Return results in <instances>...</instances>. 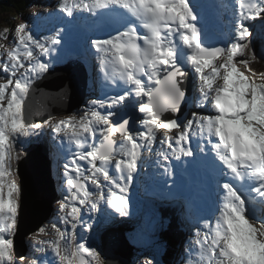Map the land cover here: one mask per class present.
I'll return each instance as SVG.
<instances>
[{"label":"snow or ice","instance_id":"obj_1","mask_svg":"<svg viewBox=\"0 0 264 264\" xmlns=\"http://www.w3.org/2000/svg\"><path fill=\"white\" fill-rule=\"evenodd\" d=\"M234 2L230 40L213 45L191 0H61L59 10L67 17L87 13L117 20L113 33L91 40L102 80L115 94L92 100L82 114L52 126L75 147L63 165L68 195L60 212L66 227L52 224L54 238L34 246L38 253L50 249L54 258L41 256L30 264H105L77 232L78 225L93 229L91 222L84 224L82 213H89L91 221L103 202L127 216V193L146 153L149 158L155 153L156 164L169 177L173 159L182 166H210L215 173L216 213L197 231L195 259L189 264H264V71L252 67L264 62V53L255 49L248 23L264 19V0ZM13 31L11 47L0 43L5 74L0 82V264L26 259L14 255L21 199L16 145L42 128L30 121L28 101L35 81L52 66L65 29L38 38L21 24L0 31V40ZM189 69L197 81L193 106L211 114L180 115ZM130 105L142 114L138 121L122 111Z\"/></svg>","mask_w":264,"mask_h":264},{"label":"rangeland","instance_id":"obj_2","mask_svg":"<svg viewBox=\"0 0 264 264\" xmlns=\"http://www.w3.org/2000/svg\"><path fill=\"white\" fill-rule=\"evenodd\" d=\"M54 1L55 0H43L41 2V9H40V12L37 14V17L38 18H42L43 17L44 19H46L47 17H50V14H49L50 13V8L52 6V2H54ZM56 1H58V0H56ZM2 12H9V9H7V8H6V10L0 9V16L2 15L3 19H5L6 17L2 14ZM84 14L85 13H83V15ZM55 15L59 16L61 18H63L65 16L64 13H55ZM2 16H1V18H2ZM1 18H0V25H2V27L4 29V20L1 19ZM55 19L56 18H54V17H52V18L50 17V22H47L46 25L41 24V26L45 29L47 34H49L50 31L55 26H58V25H60L62 23L61 21H56ZM5 21H6V19H5ZM213 21L215 22V21H217V19L213 18ZM52 23H55V24L51 25ZM14 24L18 26L19 25V21L15 20ZM36 24H37V21L29 20V28H30L31 31H34V30L38 29ZM7 25H9V23H7ZM226 29H227L226 26L225 27H221L220 28V32L226 33ZM93 39H94V37L92 38V40ZM84 45L91 52V48H92L91 47V43H88V42L84 41ZM75 49L80 53L79 49H83L82 43H79L78 46H77V43H76ZM84 52H85V50H84ZM91 54H92V52L90 53L89 60L92 58ZM81 55L84 58L83 54H81ZM89 62H91V64L93 65V61L92 60L89 61ZM92 76H93L95 85L98 87V84H99L100 80L96 79L95 72H93ZM99 76L100 75H98V72H97V77H99ZM195 80H196V78H195ZM195 88H196V86H195ZM69 89H71V88L69 87ZM102 93H103V91H102ZM88 101L89 102L91 101V96L89 97ZM54 124H55L54 122H51V125H54ZM41 129H43V128H41ZM41 129H39L38 131H40ZM172 134L174 135L175 133H172ZM31 137H32V135L28 136L27 139H26V149L27 150L31 149V148L28 149V147H30ZM44 138H45L44 135L41 136V137L39 135L38 136V141H40L41 139H44ZM51 141L55 145L59 144L58 148L61 149V147H62L63 148L62 152L65 153L64 150L67 151L66 157L68 159L67 162H69V159H70V156H71V153L69 152V148H71L72 151H75L74 145H70L66 138L61 137V136H57V135H54V134L52 136V139H51V137H49L48 141L46 142V145H48ZM158 147H159V144L156 145V148H158ZM49 149H50V154H49V157H48L47 161H48L50 169H51L50 171H51L52 182L54 184V192H57L58 183L59 182H64L63 175H62L63 172H64V168H63L64 164L56 162V159L53 156V151L55 152V150H56L55 147L52 146V149L51 148H49ZM20 155H21V160H22L23 159V153H21ZM145 156H146V162L144 163L143 167L137 172V174L135 175V177H134V179H133V181H132V183L130 185L129 189H132L133 191H132V193H130V192L127 193V196H128V199H129V212L132 213L133 217H131L128 220L127 216H120L118 213H115V211L113 209H111V212H108L105 215L106 208L107 207L110 208V207L108 205H106L105 203H103V202L100 205V212L91 214L92 215V220L91 221L89 220V213H87V212H83L82 213L83 216H84V218H83L84 224H86L88 222H91L93 224V229H92L91 232L86 231V228L81 225L82 230L86 231L85 236L89 234V236L87 237L88 240H95L96 243H94L92 245L97 248V250L100 252L102 258H103L104 255L106 256L107 259L103 258V260L104 261L106 260L107 264H112V263H111V259H109V257L105 254V251L106 250L107 251L108 250H111V251L114 250L116 252V254H118V252H119L116 245H111V244L114 243L113 242V238L114 237L118 238L120 241H117V242L119 244L123 245L129 252L132 253L131 259H132V257H134V255L136 257L140 258L141 255L139 253L145 255V253H143L142 251L139 250V247L134 252V247L132 246V243H128L127 242V240L132 242V240H130L127 237V236H129L128 234H130V233L126 232L127 233L126 235H124L122 233V236H121L120 235L121 231H119L118 229H114L113 228L114 227V222L121 221L123 219H126V221H130L133 224H134V222L136 223L137 230H136V232H132L131 234L133 235L134 239H141V240H137V244H141L140 247L148 249L147 252L149 253L150 258L154 261V263H157V264L158 263H162V264L166 263L164 258H162L160 260L156 259V254L158 253L159 249L157 247H155L154 245H155V241H160V238L158 237V234L156 233L157 228H154V226H156V227L159 226V224L157 223L158 217L153 215L152 218H151V221L146 222L144 224V226L142 224V221H143V219L145 217L144 208L146 207V205L145 204H141L140 205L141 200L144 198L149 204H154L153 200L154 201L156 200V199L153 198L156 194H151L150 193L151 192L150 191L151 190V183L153 182V178L150 179L149 176L151 174L154 175V173H153L154 168L153 167L156 168L155 161L157 160L156 158H158V157H155L156 156L155 153H153L150 158L148 157L147 153L145 154ZM81 163H83V162H81ZM14 164L16 166H18V169H19L18 174L15 175V180L21 187L22 185L20 183V180H21L20 179V166H19V164H17V162H14ZM181 167H182L183 172L185 170H187V172L190 171L189 170L190 169L189 166H181ZM59 168H61L62 170H59ZM52 171L56 174V178L53 176ZM181 173H182V171H181ZM169 180L170 179H168V181L166 182L167 183L166 187L161 186L162 190L158 191V196H159L158 206L160 207V203H162L163 200L166 197L168 203L171 206H173L175 208L181 207V206H185V211H186L185 214H183L182 212H179L178 216H174V217L171 214L169 215L171 220H173L175 223H177L179 228L182 230L183 236L179 239V241H182L184 243V244H180V246L182 248L178 249L176 255H173L172 252L169 251V257H172L174 260L178 259L180 250L182 249L183 256L178 260L177 264L178 263L189 264L190 260H194L195 259V256H194V252L196 250L195 240L197 239L196 228L198 227V224L203 225V221L201 220L199 215L201 213V214H204V216H206V214H205V211L203 209H201V204L198 203V199L192 197L193 186H191L190 183L189 184L188 183H183V182L180 181L179 178H177L176 182H179V183H178V187L175 188V187H173V185L171 186ZM187 184L189 186V189L187 191H185L184 189H185ZM61 188L67 190L65 184L61 185ZM155 188H156V186H155ZM165 189H167V191H165ZM63 193H66V192H63ZM58 200L60 201V199H58ZM200 203H201V201H200ZM155 206H156V204H155ZM20 208H21V204H20ZM156 209H157V207H156ZM112 214H113V219L110 220L111 217H112ZM188 214L192 215V217H195V214H197L198 218H192V219L189 220V221L195 220V224H193V225H195V229H194L195 238L189 239V240L186 241L185 238H186V235L188 233V229L189 228H187L186 225L184 227L180 226L179 222H180V220L182 218H185ZM19 215H20V209H19V214H18V218H17L16 232H15V235L13 237L14 242H15V236H16V234L18 232ZM51 217L56 219L57 222L60 223V226L57 225L58 227H60L61 229L66 227L65 225H62L61 221L56 217V215H54V213L52 214ZM201 217L203 218V215ZM116 226L118 228H120V229L124 228L123 225H121V224H119V225L116 224ZM146 226H148V227L146 228ZM164 226H165V229H167V231H168V226L169 225L168 224H164ZM67 227H70V225H68ZM105 229H109L108 232H106ZM77 232L78 233H82L81 230H80V225H78V227H77ZM106 233H108V235ZM150 234H151V236H150ZM37 236H39V237L42 236V238L40 240H49V238L52 237V230H46V232L43 233V234H41L39 231L34 233L32 236H30L28 238V240L32 242V245L30 243H27L25 238L23 239L24 240L23 242H24V245H25V247H24L25 253H23V252L19 253L17 251L18 252V256L23 255V257L26 258L23 261V264H30L32 259H36L37 257H41V256L44 257L45 256L46 253H41V255L34 254V246L35 247H39L40 246V245L37 244V241H38L37 240ZM109 236H111V238ZM103 237L107 238L109 243H105V245H104ZM109 246H111V247H109ZM14 248H15V246H14ZM16 250L17 249H15V251ZM190 250H191V254H190ZM15 251H14V255H16ZM133 253H134V255H133ZM142 259H144V260H139L137 262V264H145V262H142V261H146L147 259L146 258H142Z\"/></svg>","mask_w":264,"mask_h":264},{"label":"bare ground","instance_id":"obj_3","mask_svg":"<svg viewBox=\"0 0 264 264\" xmlns=\"http://www.w3.org/2000/svg\"><path fill=\"white\" fill-rule=\"evenodd\" d=\"M227 10H228V15H224L223 17H215L216 19H217V21H215L214 23H215V25L220 29L221 27H227V29H226V33H230V34H232V32H233V27H234V20H233V13H234V11L231 9V8H229V7H227ZM66 16V15H65ZM63 17V18H61V17H59V16H56L55 15V20L56 21H61L63 24H66V25H68V27H70V31L72 32V35L74 36V38H75V42L77 43V46H78V44L79 43H82V45H83V49H79L80 50V54H83V56H84V58H87V59H89V56H90V53H88V49H87V47L84 45V41H86V42H88V43H91V40H92V38L94 37V34H95V32H94V30L96 29V27H95V25L94 24H96V21H97V19H99V18H97V17H93V16H91L90 14H87V13H85L84 15H83V13L82 14H77L76 16H75V18H71L70 19V17ZM50 17L52 18L53 16H51L50 15ZM71 20V21H70ZM107 20L109 21V23H106L105 24V27L111 32V33H113L114 32V30L113 29H115L117 26H118V23L114 20V18H107ZM226 20V21H225ZM252 22V21H251ZM255 28H258V25H259V23H258V20H255ZM113 28V29H112ZM91 33V34H90ZM261 47H262V49H260L259 48V52H258V54L259 53H264V40H263V42H261ZM84 50H85V52H84ZM92 65V64H91ZM189 73H188V76H191L190 78H188V82H189V84L192 82V84H193V80L195 79V75H194V73L189 69V71H188ZM93 74V73H92ZM96 74V73H95ZM100 76L99 77H97V74H96V79H101V77H102V75H101V73L99 74ZM71 89H72V86L70 85L69 86ZM97 87V86H96ZM71 89H69V90H71ZM46 90H47V88H46ZM101 90L103 91V88H101ZM29 106L30 107H33V108H35L34 106H33V103H31V104H29ZM39 108V107H38ZM60 108H62V107H60ZM205 111H206V113H204L205 115H207V114H211L210 113V111H208V110H206L205 109ZM48 113H49V111H48ZM132 121L133 122H135V120H133V117H132ZM31 122H33V123H35V121H34V119H32L31 120ZM193 147H194V149L196 148V145H193ZM30 147H28V149H29ZM159 148V147H158ZM29 150H31V149H29ZM29 150H27L26 149V151L27 152H29ZM155 157H157V156H155ZM21 158V157H20ZM156 159H158V158H156ZM48 163V162H47ZM173 164V163H172ZM21 164H19V166H20ZM155 166H156V168H161L160 166H158L157 164H156V162H155ZM208 167V166H207ZM153 168H155V167H153ZM196 168H200V166H197ZM191 169V168H190ZM189 169V170H190ZM51 169H50V166H49V163H48V169H47V171L46 172H42V173H40L39 174V176H38V179L34 182V178H33V176H32V174L33 173H30V172H28V171H23L22 173H20V183H21V199H20V204H21V208H20V215H19V221H18V224H21L20 223V221H24V222H26V226H25V228H31V227H34V223H36V219H31V221H30V223H32V224H30L29 223V218L26 216L25 217V219L24 220H21V217H24V214H22V209H23V207H24V205H26L27 206V204H29L30 202H33V201H38V196H37V194L35 193V192H33V193H30V192H28L27 191V189L29 188V186L30 185H33L32 183L34 182L36 185H37V187H39L40 186V183H41V178H40V176H42V177H48V176H50L51 177V171H50ZM173 172L175 173V174H179V173H181V171H182V173L183 174H187V170H185L184 172H183V170H182V167L180 168V169H178L177 171L175 170V168H174V165H173ZM210 170H212V168H204V172L205 173H207L208 171L210 172ZM52 174H53V176L56 178V174L52 171ZM174 174V175H175ZM215 174V173H214ZM161 175H159V177H160ZM168 179H171V177H169V176H166ZM149 178L150 179H152L153 178V182L151 183V194H156L153 198L154 199H156L155 201L153 200V203L154 204H156V207H157V209L159 208V206H158V203H159V196H158V191L159 190H162L161 189V184L160 183H158V181H156V179H155V177H154V175L153 174H151L150 176H149ZM52 179V178H51ZM205 179H206V181H205V185H203V187L202 188H195V186H193V193H192V197L193 198H197L198 199V203L199 204H201V209H203L204 211H205V214H207V213H209V216L211 217L212 216V211L211 210H209L208 208H207V206H206V204H205V202H204V200L201 198V196H204V195H207L208 197H210V198H215V196H216V186H215V182H213V187H212V189L210 188V184H212V182H210L209 180H208V178L207 177H205ZM180 181L181 182H183V183H190V182H188V181H185V180H183L182 178L180 179ZM19 182V181H18ZM43 183H46V180H44L43 181ZM188 184L186 185V187H185V191H187L188 189H189V186H188ZM47 191H51V190H53V192H54V184H53V182L52 183H48L47 182ZM155 186H156V188H155ZM42 188V187H41ZM45 198H46V196H45ZM200 201H201V203H200ZM34 205H36V207H39V205L38 204H32V206H34ZM212 206H213V208H217V197H216V199H215V201L212 203ZM42 208H43V206H42ZM52 208H53V206H51L50 207V210H49V208H48V211H50L49 213H50V217L52 216V214H53V212H52ZM37 210H35V211H33V210H31L30 211V214L31 215H36L37 214ZM22 214V215H21ZM203 215V218L201 217ZM200 218H201V220L203 221L204 219H205V216H204V214H201L200 213ZM210 217H209V219H210ZM127 222V223H126ZM115 224H117V225H119V224H121V225H123V227L124 228H122L121 230H124L125 229V227H127L128 225H131L132 226V229L134 230V231H136L137 230V225H136V223L134 222V224L132 223V222H130V221H126V219H123V220H121V221H117V222H115ZM193 224H195V220H191V221H188V224H186V227L187 228H189V226H192ZM22 225V224H21ZM194 226V225H193ZM120 229V228H119ZM122 233L124 234V235H126L127 233L126 232H121L120 233V235L122 236ZM156 233H157V231H156ZM158 234V233H157ZM128 235H130V234H128ZM182 235H183V232H182ZM24 229L22 228V227H20V225L18 226V232H17V234H16V236H15V243H16V245L18 246L16 249V255H18V252L19 253H22L23 252V249H24V247H25V245H24ZM110 238H111V236H109ZM108 237V238H109ZM158 237L160 238V240L162 239V234L161 235H159L158 234ZM117 241H120L118 238H116V237H114L113 238V244H111V245H116L117 246V248H118V254H116V252L114 251V250H106L105 251V254L109 257V259H111L112 260V264H115V262H116V264H129V261L131 260V256H132V253L131 252H129L123 245H121V244H119ZM103 243H109L108 242V240H107V238H105V237H103ZM180 248H182L181 246H179V249ZM18 251V252H17ZM178 251V250H177ZM177 254V252L175 253V255ZM125 255V256H124ZM123 257V258H122ZM44 258L45 259H49V258H53V256H52V253H51V251H50V249H49V251L45 254V256H44ZM122 259V260H121ZM115 262H114V261Z\"/></svg>","mask_w":264,"mask_h":264},{"label":"water","instance_id":"obj_4","mask_svg":"<svg viewBox=\"0 0 264 264\" xmlns=\"http://www.w3.org/2000/svg\"><path fill=\"white\" fill-rule=\"evenodd\" d=\"M254 69L256 70V68L254 67ZM45 86H48V84H46ZM62 87L61 86H56L53 87V89L56 90H60ZM47 157L43 154L41 149H37L34 151H30L27 154V157L24 159V161L21 163L20 165V173H22L23 171H28L30 173H33L32 176L34 178V182L38 179V176L40 173L42 172H46L48 169V163H47ZM41 178V183L40 186L37 187V185L33 182V185H30L29 188L27 189L28 192L33 193L35 192L38 196V201H33L30 202L29 204L24 205L23 209H22V214H24V217H21V220H24L25 217L27 216L29 218V223L31 221V219H36V223H34V227L31 228H25L26 226V222L24 221H20L19 224L20 227H22L24 229V238L28 235H30L32 232L37 231L50 217V211H48V208L50 210V207L52 206L56 195L55 192H53V190L51 191H47V182L52 183V179L50 176L48 177H42ZM46 180V183H43V181ZM42 187V188H41ZM46 196V198H45ZM38 204L39 207H36V205L32 206V204ZM43 206V208H42ZM33 210H37V214L36 215H31L30 211ZM21 214V215H22ZM32 224V223H30ZM104 257L106 258V256L104 255ZM107 259V258H106Z\"/></svg>","mask_w":264,"mask_h":264},{"label":"trees","instance_id":"obj_5","mask_svg":"<svg viewBox=\"0 0 264 264\" xmlns=\"http://www.w3.org/2000/svg\"><path fill=\"white\" fill-rule=\"evenodd\" d=\"M28 3H29V0H0V9H2V10H6V8L9 9L8 17L6 18V21L4 20V23H6V22L12 23L13 12H20L21 13L23 10L27 9ZM2 13H5V12H2ZM255 66H256L257 71H264V62L253 63L252 67L254 68ZM20 157H21V155H20ZM170 214H171V212H169L168 216ZM172 222H173L172 225L168 224L169 225L168 231H167L168 234L163 232L162 238L165 240H172L173 239V242H171V244H170V246H171L170 251L172 252L173 255H175V253L177 252V250L179 249V246H180V245H178L179 239L183 235H182V230L179 228L177 223H175L173 220H172ZM172 231H173V233H172ZM169 258H172V257H169ZM165 261H166V259H165Z\"/></svg>","mask_w":264,"mask_h":264}]
</instances>
